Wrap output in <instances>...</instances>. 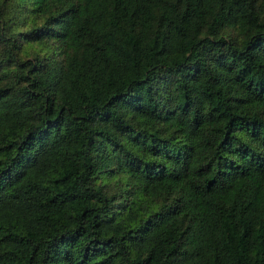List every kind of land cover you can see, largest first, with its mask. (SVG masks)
I'll use <instances>...</instances> for the list:
<instances>
[{
  "label": "trees",
  "instance_id": "obj_1",
  "mask_svg": "<svg viewBox=\"0 0 264 264\" xmlns=\"http://www.w3.org/2000/svg\"><path fill=\"white\" fill-rule=\"evenodd\" d=\"M0 264H264V0H0Z\"/></svg>",
  "mask_w": 264,
  "mask_h": 264
}]
</instances>
